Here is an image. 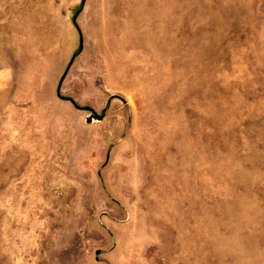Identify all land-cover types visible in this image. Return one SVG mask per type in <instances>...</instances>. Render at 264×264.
I'll return each instance as SVG.
<instances>
[{"label":"rangeland","instance_id":"rangeland-1","mask_svg":"<svg viewBox=\"0 0 264 264\" xmlns=\"http://www.w3.org/2000/svg\"><path fill=\"white\" fill-rule=\"evenodd\" d=\"M81 3L0 0V264H264V0H87L91 124Z\"/></svg>","mask_w":264,"mask_h":264},{"label":"water","instance_id":"water-1","mask_svg":"<svg viewBox=\"0 0 264 264\" xmlns=\"http://www.w3.org/2000/svg\"><path fill=\"white\" fill-rule=\"evenodd\" d=\"M86 2L87 0H82V3H81V7L80 9H78L77 13L75 14L74 18H73V22L74 24L76 25L79 33H80V46H79V49L76 53H74V55L72 56L70 62L68 63L67 65V68L64 72V74L62 75L59 83H58V87H57V96L64 100V101H69L73 104V106L75 108H77L78 110H82V111H88L90 112V114L88 115V117L86 118V122L91 124L93 123L94 121H103L106 117V114H107V110L111 104V102L118 98V99H121L122 101H126L122 96L120 95H112L109 100H108V104H107V107L105 109L102 110L101 113H98L94 108L90 107V106H82V105H79L76 100L73 98V97H70V96H66V95H63L62 94V87H63V84L66 80V77L69 73V71L71 70V68L73 67L74 65V62L76 60V58L84 51V47H85V43H84V36H83V33H82V30L77 22L78 20V17L79 15L81 14V12L83 11L85 5H86ZM100 253V251H98V254Z\"/></svg>","mask_w":264,"mask_h":264}]
</instances>
